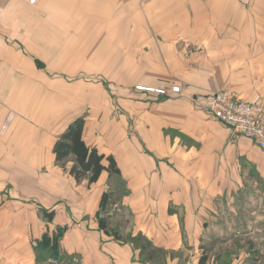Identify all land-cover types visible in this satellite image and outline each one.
Returning a JSON list of instances; mask_svg holds the SVG:
<instances>
[{"label":"crops","instance_id":"1","mask_svg":"<svg viewBox=\"0 0 264 264\" xmlns=\"http://www.w3.org/2000/svg\"><path fill=\"white\" fill-rule=\"evenodd\" d=\"M179 6L202 13L179 18ZM179 20L201 22L206 43L184 72L172 54L193 31ZM114 21L138 24L125 44H100L114 32L98 23ZM141 36L152 46H133ZM219 90L264 97V0H0V128L12 115L0 135V264H264V151L193 103ZM81 116L84 143L119 173L77 181L73 156L56 161L54 142Z\"/></svg>","mask_w":264,"mask_h":264},{"label":"built area","instance_id":"2","mask_svg":"<svg viewBox=\"0 0 264 264\" xmlns=\"http://www.w3.org/2000/svg\"><path fill=\"white\" fill-rule=\"evenodd\" d=\"M35 1V0H30ZM138 90H147L164 94L163 89L136 87ZM173 93L180 92L179 86L170 89ZM193 103L201 110L206 111L221 124L226 126L236 136L252 140L264 151V97L251 101L237 98L228 90L208 92L193 97ZM12 115H8L0 128V135L4 136L11 123ZM183 264H195L188 258Z\"/></svg>","mask_w":264,"mask_h":264},{"label":"rangeland","instance_id":"3","mask_svg":"<svg viewBox=\"0 0 264 264\" xmlns=\"http://www.w3.org/2000/svg\"><path fill=\"white\" fill-rule=\"evenodd\" d=\"M135 8V7H134ZM137 8L141 11H143V9H145L146 13H152V12H155V11H161V12H166L169 13V9L170 7L169 6H162L161 8L160 7H144V6H140L138 5ZM132 9V7H131ZM114 10V7H110L109 8V15H111V13L113 12ZM194 11V13H198L199 15L202 13L201 11V6H192V7H189V11L188 9L186 10L185 6L181 7L179 6L178 7V14H179V18H184L186 16V14H188L189 12H192ZM121 17V16H120ZM158 24L159 25V28H161V25H162V28L164 29L165 27H169L170 24H174V23H169V22H146L144 23L146 26H147V30H150L151 29V24ZM187 22H184V20H179V22L177 23L178 25V28L179 29H183L184 31L188 30L190 31L192 29V33L193 34V38L191 36H189V42H186V38H183V39H177L178 40V44L176 46H179V48L181 47L180 45H185L184 46V50H181L178 48V52H176L175 50H172V51H175L176 52V55H173L172 54V61L173 63H176L177 64V67L181 68L183 67V69L181 68V72H184L185 69H186V63L190 60L192 61L193 58H195V60L197 59V61L201 60V58L205 55V54H201V47L202 45H205L206 43H203L204 40H202V37H201V34H202V23L201 22H194L193 23V28L191 27V25H187L186 24ZM88 24L89 23H85L83 22V29L85 28H88ZM136 24H138L137 22H121V21H114V22H108V23H98V31H99V35L102 31H106V30H110L111 29V32L113 31L114 32V36L112 38H108V39H105L102 41V43L100 44H106V42H110L111 45H122V44H125V42H127V35L129 34L128 33V28L131 29L133 25H135L134 27H136ZM115 26V27H113ZM113 27V28H112ZM111 34V33H110ZM135 41H137L136 44H132L133 46H138V45H147V46H152L153 42H154V38H149V37H144V36H141V37H135L134 38ZM172 39H169V38H158L157 41L160 43H162L163 47L168 44L169 41H171ZM186 43H190L189 45H186ZM192 43V44H191ZM187 47V48H186ZM162 50H165V48H162ZM194 52V54L192 55L191 52ZM164 55L166 54H163L162 52V56L161 59H164ZM165 65V63H164ZM183 65V66H181ZM165 67V66H164ZM178 68V69H179ZM163 72L164 74L169 72L166 70V68H163ZM138 86H141V85H136L135 86V89L136 87ZM146 87V86H144ZM146 88H156V87H146ZM250 206V205H249ZM249 206L247 205H244V209L247 210L249 209ZM259 239H258V243L257 245L254 247L256 250V254L257 256H259L261 254V250L263 249V239L258 236ZM254 246V245H253ZM59 262H62L63 264H74V260L73 258H69L67 256H64V255H61L59 257Z\"/></svg>","mask_w":264,"mask_h":264},{"label":"trees","instance_id":"4","mask_svg":"<svg viewBox=\"0 0 264 264\" xmlns=\"http://www.w3.org/2000/svg\"><path fill=\"white\" fill-rule=\"evenodd\" d=\"M138 90V89H136ZM154 93L147 90H139ZM85 124L84 117L75 118L54 142L53 153L57 162L65 160L69 156H73L74 161L69 169V173L78 181L87 178L88 183L95 182L102 171L106 170L109 174L119 173L114 158L111 155L100 153L95 146H87L83 141V129ZM107 162L104 166L103 162ZM108 194L103 193L99 211L97 212V220L99 228L105 230L107 228V219L105 215L108 203ZM50 215V214H48ZM51 219V216H49ZM57 236L54 237L56 242ZM205 258L202 257L199 264H204Z\"/></svg>","mask_w":264,"mask_h":264}]
</instances>
